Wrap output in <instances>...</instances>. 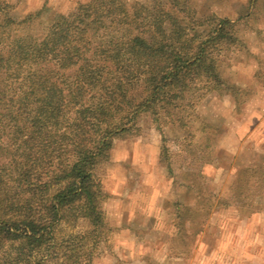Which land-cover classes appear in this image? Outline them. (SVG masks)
Returning <instances> with one entry per match:
<instances>
[{
  "label": "trees",
  "instance_id": "16d2710c",
  "mask_svg": "<svg viewBox=\"0 0 264 264\" xmlns=\"http://www.w3.org/2000/svg\"><path fill=\"white\" fill-rule=\"evenodd\" d=\"M195 2L149 0L129 9L122 0H86L44 23L49 0L20 17L0 0V264H98L111 232L93 174L105 144L134 136L172 84L237 104L246 97L248 88L230 83L214 56L232 46L244 52L236 65L263 62L241 36L264 35L254 7L204 27ZM262 72L255 71L259 84ZM206 190L198 208L175 207L176 258L189 257L212 213ZM70 214L87 224L79 248L57 237Z\"/></svg>",
  "mask_w": 264,
  "mask_h": 264
},
{
  "label": "rangeland",
  "instance_id": "374dc122",
  "mask_svg": "<svg viewBox=\"0 0 264 264\" xmlns=\"http://www.w3.org/2000/svg\"><path fill=\"white\" fill-rule=\"evenodd\" d=\"M12 1H14L12 5L15 6L18 17L30 11H38L44 5V0ZM79 1L86 0H49L43 17L44 23L54 20L61 14H69ZM122 1L127 8L132 9L137 2L145 4L149 0ZM195 5L194 11L201 19L204 27H211L217 18L236 20L241 14H248L250 6H253V15L257 20L255 27L264 30V0H259L254 4L252 0H196ZM243 34L244 38L246 37V42L254 43L251 49L260 56L262 63H258V59L251 58L246 65H236L233 63V57H241L244 52L242 53L241 49L232 46L218 49V53H215L214 56L215 59L220 58L222 60L224 67L222 70L230 83L241 80L239 75L243 77L241 81L248 90L243 99L245 105L243 108H237L240 111H236V109L233 112L231 110V105L234 104L229 101L232 99L229 98L228 101L224 94H217L212 100H207L209 94L203 96V94L192 91H183L172 84L167 90L157 95L154 115L144 114L141 116V118L147 117L146 119L152 120L156 131L160 132L161 136L165 137L164 133L167 138L179 135L178 138L183 139L187 148L197 146L196 143L202 139H205L204 142L217 140L218 143V149L213 146L212 150L213 153L217 150L216 159H208L204 156L201 158V164L206 161L208 167V164L215 163L219 169L217 176L212 180L215 182L219 203H212V213L203 232L196 236L189 257L179 259L170 254L166 260V263L169 264H264V255L257 254L259 246L264 245V239L260 242L257 241L258 237L261 238L258 233L259 229H264V214L252 216L241 222L239 211L233 204L235 197L230 192L231 177H229V171L227 172L226 169L227 164L233 165L235 169L240 166L243 162V159L240 158L241 154L245 156L247 151H250L251 154L260 151L259 146L264 149V84H259L253 80H250L249 83L248 79L253 74L255 75L258 67H261L264 77V45L260 47L262 44L260 40L263 39L264 35L259 37L257 34L242 31L241 36ZM236 69L237 72L234 73ZM214 112L217 114L212 116ZM236 113H238L237 118ZM233 116L236 118L235 120L232 119ZM211 127H215L214 131ZM164 128L165 131L162 133ZM207 137L211 140L206 139ZM176 139L170 140L169 149H176L178 145L182 146L177 144L178 140ZM180 141L182 142V140ZM163 143L167 148L169 143ZM191 159L189 158V160ZM262 178H264L263 171ZM254 185L257 186V184ZM255 186L250 188L249 192L255 193L257 188ZM261 188L259 190L264 191V183ZM249 197L254 200L250 193ZM86 229L87 224L84 220L78 218L77 215L70 214L62 221L57 237L60 242L65 241L70 246L79 248L83 243V235ZM174 231L177 233V229ZM171 241L170 239L166 241L169 246ZM132 248L133 246H131ZM150 248V246L147 247L146 251ZM113 249L114 243L108 240V248H105V254L98 264L103 263L108 255H112ZM171 249L175 251L172 247ZM111 258L109 264L128 263L121 261L117 256ZM162 258V256H154V259H151L148 256L140 255V257H133L132 262L128 264H161Z\"/></svg>",
  "mask_w": 264,
  "mask_h": 264
},
{
  "label": "crops",
  "instance_id": "0c3cea01",
  "mask_svg": "<svg viewBox=\"0 0 264 264\" xmlns=\"http://www.w3.org/2000/svg\"><path fill=\"white\" fill-rule=\"evenodd\" d=\"M3 1L14 3L12 0ZM239 76L243 80V77ZM248 79L249 83L250 80L257 82L254 74ZM241 80L239 79V83L245 87ZM215 95L217 94H209L207 100H212ZM226 98L228 101L232 99L229 102L234 104L231 105L233 112L245 105L244 100L237 104L232 97L226 96ZM214 114L217 113L214 112L212 116H215ZM235 116L237 118L238 113ZM146 118H141L134 136L109 140L93 171L106 196L102 206L106 221L111 228L108 240L114 243L113 254L108 255L104 262L99 264H109L110 258L115 256L129 263L132 262L133 257L140 255L151 259H154V256H162L161 264H169L166 260L174 251L171 249V244L169 246L166 241L172 240L177 235L174 231L176 205L198 208L202 203L203 188H207L205 192L211 194L213 203H219L215 182L212 181L219 169L215 163L208 164V167L206 161L201 164V158L204 156L208 159H216L217 150L214 153L212 150L213 146L218 149L217 140L204 142L205 139H202L198 143L195 142L197 146L187 148L183 139L178 138L179 135L167 138L164 133L165 128L162 131L166 137L164 140L165 137L156 131L153 121ZM236 118L233 116L232 119ZM214 128L211 127L213 131ZM209 137L206 139L211 140ZM171 139L178 140L177 144L182 146L169 149ZM163 142L169 143L168 150ZM208 145L210 147L207 150ZM259 150L252 154L247 151L245 156L241 154L240 158L243 162L236 169L233 165H226L231 177L230 192L235 197L233 204L239 211L241 222L252 216L264 214V191L259 190L264 183L262 178L264 149L259 146ZM237 156L239 158V154ZM254 186L257 187L256 201L249 197L250 188ZM260 194L261 198H259ZM241 203H246L245 207L248 210L249 207H253L254 210L247 212ZM258 233L261 238L258 237L257 241L260 242L264 239V229H259ZM149 246L151 248L146 251ZM258 250L257 254L264 255V245H260Z\"/></svg>",
  "mask_w": 264,
  "mask_h": 264
}]
</instances>
